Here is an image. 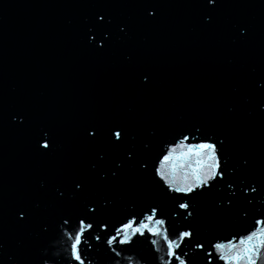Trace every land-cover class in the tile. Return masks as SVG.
Here are the masks:
<instances>
[{
    "label": "water",
    "instance_id": "95a60500",
    "mask_svg": "<svg viewBox=\"0 0 264 264\" xmlns=\"http://www.w3.org/2000/svg\"><path fill=\"white\" fill-rule=\"evenodd\" d=\"M157 9L155 20L146 21L136 0H100L95 11L105 10L113 18L112 45L96 51L83 32L26 124L0 150V241L5 244L0 264H40L45 255L62 264L69 242L62 234L61 217L71 216L74 228L87 200L98 209L90 219L106 222L107 235L130 215L139 218L157 205L170 232L191 223L201 240L243 235L253 228L255 219L264 217V192L249 193L255 195L249 204L238 190L235 206L219 209V200L231 190L217 183L194 196L193 217L185 221L173 215L169 195L175 194L166 195L164 182L154 171L168 146L183 133L212 137L214 143L224 140L222 160L228 157L229 167L236 169L228 175L229 182L246 177L258 182V187L264 183V114L256 107L260 97L253 89V81L264 76V0H223L211 24L206 23L198 0H157ZM121 22L129 25L123 38L115 28ZM112 124L128 129L125 147H133L137 159L146 160L148 168L140 171L133 162L116 178L109 174L101 181L99 177L114 167L113 161L124 159L125 147L106 145L103 135L89 144L83 130L95 126L103 134ZM42 129L53 145L46 154L36 146ZM98 152L104 154L103 162L97 159ZM74 178L88 183L87 192L76 198L71 195ZM57 189L65 192L63 200L55 198ZM19 206L33 208L28 224H16ZM42 223L47 233L40 231ZM98 234L99 229L93 236ZM150 239H156L157 245L153 247L145 237H133L134 243L115 257L105 250L106 245L95 247L98 242L88 237L95 251L91 255L86 247L84 251L94 264H163L159 260L163 253L156 250L163 241ZM201 260L196 257V264Z\"/></svg>",
    "mask_w": 264,
    "mask_h": 264
},
{
    "label": "snow or ice",
    "instance_id": "6c2138e0",
    "mask_svg": "<svg viewBox=\"0 0 264 264\" xmlns=\"http://www.w3.org/2000/svg\"><path fill=\"white\" fill-rule=\"evenodd\" d=\"M137 5L142 9L143 18L146 21L155 20L158 16L157 0H136ZM199 5L204 9V18L206 23L211 24L214 20V13L219 9L223 0H198ZM113 18L105 10H97L91 14L84 25V37L89 46L96 51L108 49L114 39L112 31ZM116 33L120 38L127 36L129 25L121 22L115 26ZM241 33L246 35V29L241 27ZM131 60V56L127 57ZM143 81L147 83L149 76L143 75ZM253 89L259 94L257 109L264 114V76L253 81ZM232 109L229 108V111ZM11 121H19L17 126L26 124L28 117L23 113H13ZM195 131L200 132L196 127ZM103 135V142L115 149L125 147L129 141L128 129L121 124H112L103 132L95 126H88L83 130V139L89 144H95ZM190 140H198L197 143H189ZM224 140L220 139L214 143L212 137L200 139L190 134H181L178 141L170 144L167 151L157 161L154 169L155 175L164 182L165 192L174 203L175 211L173 215H179L187 221L193 217L194 207L191 204L195 195H203L204 190H210L217 183H224L231 190L230 195L219 200L217 207L219 209H232L236 203V192L239 190L241 197L251 204L255 195L249 196V193L259 195L264 192V183L258 187V182L248 180L246 177L238 178L236 182H229L228 175L234 174L236 169L230 168L228 157L223 155ZM36 146L44 150L45 154L52 150V141L47 130H40L37 133ZM147 148V143L144 144ZM97 159L101 162L105 160L102 152H98ZM135 163L140 171H146L148 163L146 160L137 159V152L133 147H125L124 159L113 161V168L109 173H104L99 177L101 181H106L108 176L116 178L126 165ZM249 161L243 160V166L247 167ZM93 169L96 164L92 165ZM88 183L84 178H74L71 180L72 198L82 196L87 192ZM200 189L201 192H197ZM65 192L57 189L55 198L63 200ZM105 207L108 206L105 198ZM39 207V204L35 206ZM183 210V211H180ZM98 211L91 200L83 205L84 214L76 217L75 227L70 221L71 216L61 217L60 227L62 234L66 237L68 256L63 259L62 264H94V261L87 259L85 247L89 250L88 255L95 251L88 237L97 241L95 247L101 244L106 245V251L111 256H121L127 247L134 243L133 237H145L154 247L158 241L150 239L159 237L163 241V246L156 249L162 252L159 260L163 264H196V257H201V264H216L217 261L222 264H264V217L255 219L253 228L243 235H233L230 239L223 240H201L199 234L191 223H187L183 230L170 232L166 227L167 220L162 216V209L157 206H150L147 211L141 213L138 218L136 215H130L118 227H115L113 234L107 235L109 225L106 222H95L90 219ZM244 217L248 215L246 210H241ZM33 208L19 206L15 211V222L17 225L28 224L33 217ZM100 234L93 236L96 230ZM40 231L47 233L48 227L45 223L40 225ZM147 234V235H146ZM101 235L105 236L101 240ZM115 245V246H114ZM125 246L117 250L118 246ZM188 248L192 255H189ZM5 249V244L0 241V253ZM114 258V257H113ZM60 264L54 256H41L40 264ZM15 264V262H14Z\"/></svg>",
    "mask_w": 264,
    "mask_h": 264
}]
</instances>
